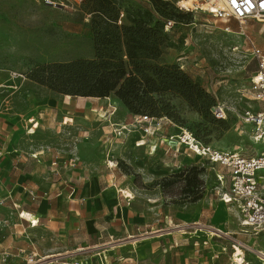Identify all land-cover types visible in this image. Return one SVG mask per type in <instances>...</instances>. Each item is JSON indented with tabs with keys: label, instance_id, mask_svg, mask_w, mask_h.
Wrapping results in <instances>:
<instances>
[{
	"label": "rangeland",
	"instance_id": "1",
	"mask_svg": "<svg viewBox=\"0 0 264 264\" xmlns=\"http://www.w3.org/2000/svg\"><path fill=\"white\" fill-rule=\"evenodd\" d=\"M166 1L173 17L165 23L172 25L165 30L163 24L168 46L158 62L167 72L178 67L202 92L194 91L187 100L174 89L163 91L155 95L163 101L159 115L144 119L146 115L129 112L112 95L63 94L30 75L39 65L91 57L92 20L111 24L109 19L117 17L116 25H129L135 9L144 16L152 0H114L109 19L92 12L91 4L72 9L32 0H0V119L6 113L27 123V112L36 103H54L51 127L38 128L28 136L24 129L20 140L28 149L48 152L34 174L36 192L51 205L55 200L59 204L58 198L66 200H61L58 211L65 205L72 212L87 211L93 218L100 206L111 210L114 202L129 200L130 207L143 211L147 224L154 225L134 245L141 258L138 264H231L232 240L244 235L235 211L219 200V191L227 185L215 176L222 169L186 150L177 137L188 129L212 147L251 150L245 111L255 107L244 95L256 68L252 44L264 55V23L224 21L208 13L200 0ZM216 103L224 106V118L209 112V105ZM70 157H79V164L64 172L63 164ZM48 175L60 181L53 189ZM185 180L190 182L187 188ZM118 190L130 192L131 198ZM114 191H118L115 199L109 195ZM112 222L116 224H103V241L107 234L121 235V224ZM131 249V245L121 246L120 260L114 263L135 264L127 253ZM139 250L145 253L142 257ZM10 258L5 264H14L8 262Z\"/></svg>",
	"mask_w": 264,
	"mask_h": 264
},
{
	"label": "crops",
	"instance_id": "2",
	"mask_svg": "<svg viewBox=\"0 0 264 264\" xmlns=\"http://www.w3.org/2000/svg\"><path fill=\"white\" fill-rule=\"evenodd\" d=\"M52 105H54L52 101L36 103L33 109L30 108L27 112V123H24L19 116L11 117L6 113L1 116L0 251L9 252L11 258L8 262L14 261V264H62L70 260H90L95 263L101 254L107 264H115L114 262L121 257L118 254L119 248L131 245L132 249L127 253L131 254V259L138 264L141 258L134 245L144 239V235L135 241L128 237L137 235V231L148 234V230H153L154 225L147 224L143 211L130 207L129 200L114 202L111 210L100 206V210L93 218L87 211L72 212L70 207L65 205L62 211H58L61 200H66L58 198L59 204L55 200V205H51L47 198L41 197L36 192L34 174L36 172L38 174L39 168L41 170L44 161L49 157L48 152L40 147L28 149L20 140L24 129L25 135L28 136L34 134L38 128L51 127L55 121ZM28 123L31 125L29 126ZM30 129L33 132H30ZM71 159L72 157L68 161ZM74 160L73 167L80 159L78 157ZM68 161L63 164L64 172L72 169L65 167ZM52 163L54 165L55 162ZM82 168L85 169V165ZM81 174H83L82 178L86 177L85 170ZM48 177L53 178V175ZM52 180L50 189L60 182L54 178ZM62 182H65L63 178ZM118 191L109 194L110 197L117 196ZM99 217L103 223L96 222ZM115 220L122 227L120 237L107 234V239L103 241V224L110 226L116 224L112 222ZM145 224V228L141 229ZM159 230L161 229L155 231ZM144 254L139 250L141 257ZM44 257V262L40 263L39 260Z\"/></svg>",
	"mask_w": 264,
	"mask_h": 264
},
{
	"label": "trees",
	"instance_id": "3",
	"mask_svg": "<svg viewBox=\"0 0 264 264\" xmlns=\"http://www.w3.org/2000/svg\"><path fill=\"white\" fill-rule=\"evenodd\" d=\"M87 4H91L92 12L106 15L108 19L114 13V0H85L82 6ZM171 7L166 0H152L144 16L140 15L139 8L135 9V14L131 15L134 20L129 25H116L117 17L109 19L114 22L111 24L92 20L91 57L39 65L30 78L40 84L51 83L52 89L63 94L112 95L129 112L146 116L159 115L163 101L155 95L163 91L174 89L190 100L194 91L202 92L200 86L178 67L167 72L158 62L162 49L168 46L163 24L173 17ZM55 84L61 88H53ZM189 186L190 182L185 180L184 187Z\"/></svg>",
	"mask_w": 264,
	"mask_h": 264
},
{
	"label": "built area",
	"instance_id": "4",
	"mask_svg": "<svg viewBox=\"0 0 264 264\" xmlns=\"http://www.w3.org/2000/svg\"><path fill=\"white\" fill-rule=\"evenodd\" d=\"M51 8H80L85 0H32ZM209 3L208 13L222 20L233 18L240 23L252 19L264 23V0H200ZM122 15V14H121ZM172 25L165 23V30ZM251 53L256 61V68L249 77V85L244 95L252 101L254 109L245 111V121L251 125L250 138L253 147L248 153L212 147L199 140L188 129H182L177 137L186 150L205 158L211 165L219 166L222 171L215 174L223 185L219 191V200L235 211L241 226L242 239H233L231 244V264H264V55L252 44ZM210 113L215 118H224L222 104H212ZM148 119V116H143ZM64 122V120H63ZM2 152L0 151V156ZM75 159V158H74ZM73 158L65 167H72ZM262 172V173H259ZM137 235L129 236L133 241L147 232L137 231ZM10 253L0 251V264H5ZM45 257L40 259L44 262ZM47 261V260H46ZM49 263V262H48ZM62 264H107L101 254L95 263L90 260H70Z\"/></svg>",
	"mask_w": 264,
	"mask_h": 264
},
{
	"label": "bare ground",
	"instance_id": "5",
	"mask_svg": "<svg viewBox=\"0 0 264 264\" xmlns=\"http://www.w3.org/2000/svg\"><path fill=\"white\" fill-rule=\"evenodd\" d=\"M205 3H206V2H205ZM215 3L219 5V2L216 1V0H215ZM210 7H214V6H213V5H210L209 3H206V4H205V9H207V11H209V8H210ZM121 192L125 193L126 196H128V197L131 198V194H130V192L125 191V190H121Z\"/></svg>",
	"mask_w": 264,
	"mask_h": 264
}]
</instances>
